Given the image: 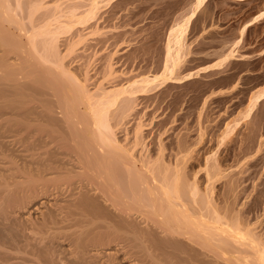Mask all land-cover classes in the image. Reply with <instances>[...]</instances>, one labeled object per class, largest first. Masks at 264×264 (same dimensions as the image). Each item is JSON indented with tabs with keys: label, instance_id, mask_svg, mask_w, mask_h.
I'll use <instances>...</instances> for the list:
<instances>
[{
	"label": "bare ground",
	"instance_id": "6f19581e",
	"mask_svg": "<svg viewBox=\"0 0 264 264\" xmlns=\"http://www.w3.org/2000/svg\"><path fill=\"white\" fill-rule=\"evenodd\" d=\"M25 2L0 0V264H264L260 240L218 227L209 198L185 184L186 159L170 160V173L117 140L112 120L127 115L134 85L93 92L66 66L54 17ZM207 2L196 0L169 45ZM172 49L168 78L182 60Z\"/></svg>",
	"mask_w": 264,
	"mask_h": 264
},
{
	"label": "rangeland",
	"instance_id": "374dc122",
	"mask_svg": "<svg viewBox=\"0 0 264 264\" xmlns=\"http://www.w3.org/2000/svg\"><path fill=\"white\" fill-rule=\"evenodd\" d=\"M25 1L35 2L41 20L54 17L46 22L60 30L66 66L93 92L134 85V97L124 98L134 100L129 113L112 120L117 140L136 158L163 159L167 168L175 157L186 159L178 172L187 186L196 185L199 202L209 198L218 227L252 232L264 247V100L250 111L264 90V0H208L181 47L168 44L170 33L196 0ZM223 13L245 19L243 32L257 23L242 37L238 25L223 33ZM169 47L182 60L168 78ZM232 51L235 58L224 62ZM154 78L159 83L144 82Z\"/></svg>",
	"mask_w": 264,
	"mask_h": 264
},
{
	"label": "crops",
	"instance_id": "0c3cea01",
	"mask_svg": "<svg viewBox=\"0 0 264 264\" xmlns=\"http://www.w3.org/2000/svg\"><path fill=\"white\" fill-rule=\"evenodd\" d=\"M234 1H237V0H234ZM224 16H228L227 19L224 18ZM219 20H223V26L221 27V30L223 33H226L227 30L231 29V27H233L234 25H238L239 26V30L237 32L238 34V37H242V36H245L247 34V30L254 26L255 24L249 26L244 32H243V23L245 21V19H231V15L230 14H226V13H223V14H220L219 15ZM218 60L214 61L212 64H214L215 62H217ZM211 64V65H212Z\"/></svg>",
	"mask_w": 264,
	"mask_h": 264
}]
</instances>
